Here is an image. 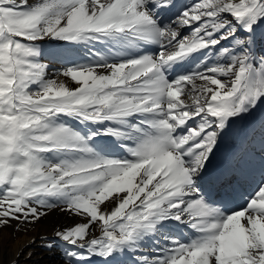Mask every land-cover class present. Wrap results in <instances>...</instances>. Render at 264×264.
Instances as JSON below:
<instances>
[{
    "label": "snow or ice",
    "instance_id": "6c2138e0",
    "mask_svg": "<svg viewBox=\"0 0 264 264\" xmlns=\"http://www.w3.org/2000/svg\"><path fill=\"white\" fill-rule=\"evenodd\" d=\"M49 217L0 264H264V0H0V229Z\"/></svg>",
    "mask_w": 264,
    "mask_h": 264
},
{
    "label": "bare ground",
    "instance_id": "6f19581e",
    "mask_svg": "<svg viewBox=\"0 0 264 264\" xmlns=\"http://www.w3.org/2000/svg\"><path fill=\"white\" fill-rule=\"evenodd\" d=\"M52 219L54 218L49 217L48 220L42 221L41 224L36 225L34 228L29 226L30 230L27 233L23 231L17 232L13 227L0 229V259L11 260L17 248L28 242L33 235H37L45 227L50 229ZM29 252L34 253L31 258L28 256ZM47 255V253L39 250V241H37V244L29 248L24 256L20 258L19 264H34L35 261H40V264H49L48 260L42 259Z\"/></svg>",
    "mask_w": 264,
    "mask_h": 264
}]
</instances>
